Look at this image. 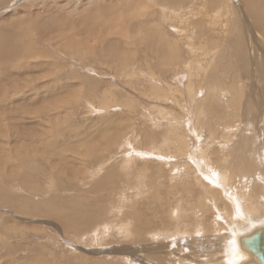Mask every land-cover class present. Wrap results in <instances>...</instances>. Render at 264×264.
<instances>
[{"label":"rangeland","instance_id":"374dc122","mask_svg":"<svg viewBox=\"0 0 264 264\" xmlns=\"http://www.w3.org/2000/svg\"><path fill=\"white\" fill-rule=\"evenodd\" d=\"M248 4L0 0V264L240 263L227 242L264 229V184L252 195L230 164L222 179L218 143L249 129L264 161V33Z\"/></svg>","mask_w":264,"mask_h":264},{"label":"bare ground","instance_id":"6f19581e","mask_svg":"<svg viewBox=\"0 0 264 264\" xmlns=\"http://www.w3.org/2000/svg\"><path fill=\"white\" fill-rule=\"evenodd\" d=\"M244 1V0H243ZM261 1L262 0H260V3H261ZM245 3V2H244ZM263 3V2H262ZM250 7L249 8H251L250 9V12H251V15H252V17H253V20H254V23H256L255 25H257V26H259L260 28L262 27V30H263V33H264V17L262 18H259L258 17V15L254 12V11H256L257 9H259V7H261L260 5H262V4H260V5H258V7H257V4L254 2L253 3V1L252 0H249V4H248ZM247 6V5H246ZM263 7V6H262ZM248 8V7H247ZM246 8V9H247ZM262 9V8H261ZM263 10V9H262ZM97 15H98V13H97ZM261 15V14H260ZM263 15H264V13H263ZM94 17H97V16H95L94 15ZM249 17H250V15H249ZM251 17V18H252ZM98 18H99V16H98ZM101 21V20H100ZM99 21V22H100ZM251 23H253V22H251ZM102 24H104L103 23V20H102V22H101V26H102ZM105 26V25H104ZM257 29V28H256ZM258 31V30H257ZM259 32V31H258ZM258 32H257V34H258ZM254 34H256L255 32H254ZM151 35V34H150ZM262 36V35H261ZM147 37H148V35H147ZM256 37V36H255ZM157 39V38H156ZM9 43V42H8ZM162 46V45H161ZM237 46V45H236ZM10 48V47H9ZM162 49V48H161ZM164 49V48H163ZM162 49V50H163ZM161 50V51H162ZM205 51V50H204ZM9 52V51H8ZM18 52V51H17ZM202 53H204V52H202ZM206 53V52H205ZM163 55H166V53L165 54H163ZM168 55V54H167ZM7 56L6 55H4V58H6ZM9 57V56H8ZM167 57V56H166ZM168 58V57H167ZM8 60V59H7ZM167 63V62H166ZM246 65H248V66H250L249 64H247L246 63ZM8 69V68H7ZM213 71V70H212ZM7 73V72H6ZM9 73V72H8ZM10 74V73H9ZM211 75V74H210ZM8 77V76H7ZM8 79V78H7ZM1 83V82H0ZM210 89V88H209ZM232 90V89H231ZM209 91V90H208ZM207 92V91H206ZM215 94V93H214ZM213 94V95H214ZM223 94V93H222ZM222 94H221V98H222ZM205 95V94H204ZM206 95H208V93L206 94ZM211 95H212V93H211ZM216 95V94H215ZM214 95V96H215ZM218 95V94H217ZM227 95V94H226ZM225 95V96H226ZM224 96V95H223ZM244 96V95H243ZM217 98H219V97H217ZM217 98H215V99H217ZM228 98V97H227ZM231 99V98H230ZM229 99V100H230ZM228 100V99H227ZM205 101V100H204ZM207 101V100H206ZM226 101V100H225ZM195 102V101H194ZM198 102V101H197ZM228 102V101H227ZM211 103V102H210ZM223 103V102H222ZM255 103V102H254ZM218 104H220V103H218ZM234 104V103H233ZM250 104V103H249ZM199 105V104H198ZM235 105V104H234ZM232 106V105H231ZM252 106V105H251ZM203 107V106H202ZM248 107V106H247ZM253 107V106H252ZM198 108V107H197ZM196 108V109H197ZM249 108H251V107H249ZM209 109V108H208ZM220 108L218 107V110H219ZM258 109V108H257ZM262 109V108H261ZM221 110V109H220ZM237 110V109H236ZM247 110H248V108H247ZM250 110H252V108L250 109ZM253 110H255V114L254 115H257V113H256V109L253 107ZM249 111V110H248ZM218 112H221V111H218ZM226 112V111H225ZM236 113V112H235ZM234 113V114H235ZM259 113H260V109H259ZM216 114V113H215ZM221 114V113H220ZM233 114V113H232ZM238 114V113H237ZM237 114H235V115H233L234 117L233 118H235L236 117V115ZM248 114H250L249 112H248ZM219 115V114H218ZM217 115V116H218ZM239 115V114H238ZM237 115V117L239 118L241 115H239L238 116ZM216 116V115H215ZM216 116V117H217ZM225 116V115H224ZM226 117H228L227 115H226ZM231 117V116H230ZM230 117H229V120L231 121V119H230ZM219 118H222L223 120H224V118L223 117H219ZM232 118V117H231ZM241 118V117H240ZM252 118V117H251ZM221 119V120H222ZM229 120H226V121H229ZM241 120V119H240ZM249 120V119H248ZM257 120H262V122H263V124H264V108H263V113H261L260 114V118L259 119H257ZM256 119H255V122L257 121ZM230 121H229V123H222L221 121H220V123H222L223 124V127L221 128V129H223V128H228V129H231L232 127H229L230 126ZM239 121V120H238ZM250 121V120H249ZM225 122V121H224ZM232 122H233V120H232ZM242 122V121H241ZM245 122V121H244ZM253 123H254V120L252 121ZM251 122V123H252ZM211 124V123H210ZM213 124V123H212ZM215 124V123H214ZM231 124H233V123H231ZM242 124V123H241ZM250 124V122L249 123H247V125H249ZM246 125V124H245ZM244 125V126H245ZM254 125H257L256 123L255 124H252V126H254ZM236 126H238V124H236ZM241 127V126H240ZM263 127H264V125H263ZM209 128V127H208ZM251 128V127H250ZM224 129V130H225ZM235 129L237 130L238 128L237 127H235ZM252 129H254L253 127H252ZM247 130V129H246ZM249 130V129H248ZM247 130V131H248ZM255 130V129H254ZM254 130H252V131H250V132H255ZM212 131V130H211ZM210 131V132H211ZM217 131V130H216ZM226 131V130H225ZM242 131L245 133V135L246 136H244V134L242 133ZM247 131H245V130H241V128H240V130L239 131H237V140L234 142V143H232V144H230V145H224V143H218V144H221L222 146H223V148L226 150L225 151V158L223 159V158H221V159H219L218 160V165H219V162H220V166H219V168H218V170H219V173L221 174V178L222 179H224V180H226V181H228L229 179H228V177H232V175L231 174H227L226 172H225V170L226 169H228V171H229V168H224V165L225 164H230L229 165V167L231 168V169H234V170H236L237 172H239V173H242L241 175H240V177L242 176V175H250V177H252L253 179H254V181H253V183L252 184H250V187L248 188V189H245L246 191L247 190H249V191H251V193H252V195H255V194H257V193H259V192H257V188L255 189V187L257 186V185H262V184H264V169H262L261 167H264V161L263 162H261V163H259V160L258 159H256V157H258L259 155V145H258V143H256L255 141V138H253L252 136H250L248 133H246ZM257 131V130H256ZM209 132V133H210ZM235 132V131H234ZM216 133V132H215ZM256 134H257V132H255ZM212 135H214L213 134V131H212ZM216 135V134H215ZM229 137V136H228ZM234 138V137H233ZM167 137L165 138V140L167 141ZM226 141V140H225ZM233 142V141H232ZM108 143V142H107ZM168 143H169V141H168ZM171 143V142H170ZM167 144V143H166ZM180 146V145H179ZM257 146V147H256ZM261 146H263V144H261ZM167 147V146H166ZM170 147V146H169ZM168 147V148H169ZM181 147V146H180ZM228 147V148H227ZM182 148V147H181ZM262 148V147H261ZM183 149V148H182ZM253 149L255 150V153H253L252 154V152H253ZM224 151V150H223ZM177 153H180L179 151L177 152ZM181 153H183V152H181ZM223 156V155H222ZM224 157V156H223ZM263 158V157H262ZM7 159V158H6ZM260 159V158H259ZM59 160V159H58ZM261 160V159H260ZM29 161V160H28ZM214 162V161H213ZM216 162V161H215ZM8 163V162H7ZM26 163V162H25ZM28 163H30V162H28ZM8 165V164H7ZM29 165V164H28ZM213 165H214V163H213ZM26 166V165H25ZM24 167V166H23ZM31 167V166H30ZM216 167H217V163H216ZM226 167V166H225ZM142 168V167H141ZM225 169V170H224ZM97 172V171H96ZM234 172V171H233ZM247 172H249V174L247 173ZM253 172V173H252ZM234 174V173H233ZM237 175V173L235 174V176ZM256 175V176H255ZM234 176V177H235ZM243 177V176H242ZM106 178V177H105ZM262 178V179H261ZM109 179V178H108ZM101 180V179H100ZM258 181V184L256 183L257 181ZM105 181V180H104ZM108 181V180H107ZM222 181V180H221ZM26 182V181H25ZM230 183V182H229ZM99 184H103V183H99ZM104 185V184H103ZM107 185V184H106ZM244 185V184H243ZM94 186H98L97 184L96 185H94ZM108 186V185H107ZM244 186H246V185H244ZM106 187V186H105ZM262 187V186H261ZM93 188V187H92ZM264 189V188H263ZM243 188L239 191V194H238V196H241V195H245L246 194V191H245ZM261 190H262V188H261ZM168 191V190H167ZM200 192V191H199ZM264 192V190H262V193ZM264 194V193H263ZM258 195V194H257ZM23 197V196H22ZM87 196H83V197H81V198H86ZM153 197H156L157 198V196H155V195H153ZM249 197V196H248ZM248 197H245V196H243V198L241 199H239L242 203L240 204V209H242V211L243 212H250V213H257L258 211H260V207H261V205L260 204H258L259 202H257L258 200H254V198L252 199V198H248ZM58 198H60V197H58ZM205 198V197H204ZM78 199H80V198H78ZM237 199V198H236ZM256 199V198H255ZM262 199V198H261ZM23 200V199H22ZM29 200V199H28ZM27 200V201H28ZM48 200H50V201H52V202H54V204H55V201L57 200L56 198H50V199H48ZM66 200V199H65ZM70 200V199H69ZM157 200H158V202H159V198H157ZM3 201V200H2ZM255 201V202H254ZM260 201V200H259ZM263 201H264V195H263ZM24 202H25V199H24ZM49 202V201H48ZM47 201H46V204L48 203ZM75 202L76 201H72V199H71V203L74 205L75 204ZM51 202H49L48 204H50ZM71 206H72V204L70 203V202H68ZM197 203V202H196ZM263 203V202H262ZM79 204V203H78ZM195 204V203H194ZM23 205V204H22ZM44 205H45V203H44ZM56 205H57V203H56ZM160 205V204H159ZM206 204H197V206H196V204H195V207H198V208H202V207H204ZM264 205V204H263ZM46 206V205H45ZM48 206V205H47ZM46 206V207H47ZM49 207V206H48ZM68 207H70V206H68ZM81 207V206H80ZM163 206H161V208H162ZM178 207V206H177ZM237 207V206H236ZM235 207V208H236ZM58 208V207H57ZM56 208V209H57ZM158 208H160V207H158ZM53 209V208H52ZM59 209V208H58ZM63 209V208H62ZM61 209V210H62ZM72 210V209H71ZM82 210V209H81ZM93 210V209H92ZM53 211V210H52ZM55 211V210H54ZM65 211V210H64ZM88 211H91L90 209H87V210H85V211H82V214L83 215H86L85 213L86 212H88ZM57 212V211H56ZM62 211H60V213H61ZM67 211H65L64 213H66ZM73 212V211H72ZM55 213V212H54ZM53 213V214H54ZM59 213V212H58ZM59 213V214H60ZM63 213V212H62ZM57 214V213H56ZM56 214H55V216H56ZM67 214H69V212L68 213H66V214H64V216L65 215H67ZM89 214H91V216H93V215H95V217L97 216V211H91ZM177 214V213H176ZM58 215V214H57ZM62 214H60L59 216H56V218H58V220L60 219V221L61 220H63L64 222H65V225H67V226H69L70 225V222H71V217H68V216H65V217H63V216H61ZM75 215V214H74ZM83 215H81V216H79V217H82L81 219H83ZM238 215V214H237ZM87 216V215H86ZM89 216V215H88ZM99 216V215H98ZM183 216H184V213L181 211L180 212V215H179V218H183ZM245 216L246 215H243L242 216V219L244 220V222L247 220L246 218H245ZM74 217V216H73ZM178 219V218H177ZM240 220V221H238V222H241V221H243V220ZM253 219V218H252ZM252 219H250L251 221H252ZM89 220V219H88ZM94 220H96V219H94ZM164 221H167V218L166 219H164ZM250 221V222H251ZM257 221V222H256ZM62 222V221H61ZM78 222V221H77ZM146 222H148L147 220L145 221V223ZM181 222H183V220L181 221ZM237 222V223H238ZM252 222H255V223H257L258 225H261V223L264 225V216H261V217H258L256 220H253ZM80 223V222H79ZM165 223V222H164ZM197 223H199V222H197ZM81 224V223H80ZM183 225H184V223H182ZM201 223H199L198 225H200ZM176 225H177V223H176ZM244 225H245V223H238L237 224V226H243L244 227ZM79 226V225H78ZM138 226V225H137ZM141 226V225H140ZM70 227H71V225H70ZM196 227V226H195ZM257 226L256 225H253L252 227H250L247 231H244V232H237V233H234V236H233V239H234V241H231L230 243L229 242H227V248H228V255H233V254H236V256L237 257H235V259L236 258H239V261H240V263L239 264H255V263H253V262H250L249 260V257H248V255L247 254H245V253H243L244 251L246 252V249H248L244 244H243V239L245 238V237H248V236H251L255 231H257V230H259V229H262V228H257V229H255V230H253L251 233H249L248 234V232L251 230V229H253V228H256ZM63 228V227H62ZM198 228V227H197ZM64 229V228H63ZM105 229V228H104ZM199 229V228H198ZM74 230V229H73ZM72 231V230H71ZM75 231V230H74ZM102 231V230H101ZM109 231V230H108ZM136 232V231H135ZM232 232V231H231ZM248 234V235H247ZM246 235V236H245ZM135 238H136V234H135ZM229 239V238H228ZM227 241V240H226ZM225 247V248H226ZM225 250V249H224ZM224 252H226V254H227V249H226V251H224ZM252 253V252H251ZM225 255V254H224ZM228 255H226V257L228 258V260H229V257H228ZM238 255H240V256H238ZM252 255H254V257H255V259H256V264H261L260 263V261H259V259H258V257L254 254V253H252ZM222 257V256H221ZM221 257L219 258L220 259V261L218 262V264H221V262H222V260H221ZM245 259H244V258ZM215 259H217V256L216 257H213V263H215L216 262V260ZM223 259V258H222ZM242 260L243 261H246L245 263H243L242 262ZM227 262V261H226ZM231 262L233 263V261L231 260ZM235 262V261H234ZM217 263V262H216ZM238 263V262H237ZM224 264V263H223Z\"/></svg>","mask_w":264,"mask_h":264},{"label":"water","instance_id":"95a60500","mask_svg":"<svg viewBox=\"0 0 264 264\" xmlns=\"http://www.w3.org/2000/svg\"><path fill=\"white\" fill-rule=\"evenodd\" d=\"M243 244L254 253L261 264H264V229L255 231L243 239Z\"/></svg>","mask_w":264,"mask_h":264}]
</instances>
